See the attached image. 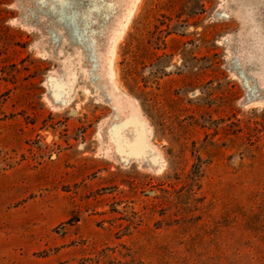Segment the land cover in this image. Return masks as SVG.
<instances>
[{
  "label": "rangeland",
  "instance_id": "1",
  "mask_svg": "<svg viewBox=\"0 0 264 264\" xmlns=\"http://www.w3.org/2000/svg\"><path fill=\"white\" fill-rule=\"evenodd\" d=\"M0 264H264V0H0Z\"/></svg>",
  "mask_w": 264,
  "mask_h": 264
},
{
  "label": "bare ground",
  "instance_id": "2",
  "mask_svg": "<svg viewBox=\"0 0 264 264\" xmlns=\"http://www.w3.org/2000/svg\"><path fill=\"white\" fill-rule=\"evenodd\" d=\"M137 145V144H136ZM132 146H133V144H132Z\"/></svg>",
  "mask_w": 264,
  "mask_h": 264
}]
</instances>
